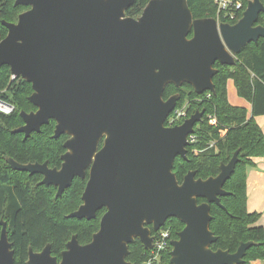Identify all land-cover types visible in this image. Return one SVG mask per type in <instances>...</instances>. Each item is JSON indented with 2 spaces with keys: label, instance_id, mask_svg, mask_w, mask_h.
<instances>
[{
  "label": "water",
  "instance_id": "95a60500",
  "mask_svg": "<svg viewBox=\"0 0 264 264\" xmlns=\"http://www.w3.org/2000/svg\"><path fill=\"white\" fill-rule=\"evenodd\" d=\"M134 2L14 0L29 8L16 23L2 21L0 68L31 85L28 101L36 108L20 112L23 124L12 133L25 141L52 120L53 139L68 137L60 169L6 162L13 171L41 175L38 185L56 187V197L89 169L82 204L67 217L91 220L105 209L89 243L80 245L73 235L59 262L49 244L39 253L29 247L26 264H132L129 245L139 239L150 250L152 233L170 218L184 225L170 242V264H241L257 245L242 242L234 253L210 248L217 240L210 204L224 209L219 198L228 194L223 186L239 150L217 176L201 179L189 171L179 184L174 162L187 159L188 137L204 111L167 127L180 95L164 100L163 94L168 85L184 84L197 95L213 93L215 63L233 66L245 46L264 39V26L256 25L264 5L249 0L229 24L194 19L187 0H150L140 16L127 17ZM0 225V264H15L6 223Z\"/></svg>",
  "mask_w": 264,
  "mask_h": 264
},
{
  "label": "trees",
  "instance_id": "16d2710c",
  "mask_svg": "<svg viewBox=\"0 0 264 264\" xmlns=\"http://www.w3.org/2000/svg\"><path fill=\"white\" fill-rule=\"evenodd\" d=\"M149 1L135 0L126 11V16H140ZM247 2L243 0L236 20L227 21L220 16L219 21L235 24L241 18ZM261 2L264 5V0ZM187 3L194 19L217 17V8L212 0H187ZM28 8L14 6V0H0V41L7 35L2 21L16 23L18 15ZM256 25L264 26L263 13L259 15ZM191 36L190 33L188 38ZM214 68L217 73L212 79L213 93L197 95L186 84L180 88L173 85L165 88L163 99L177 93L180 99L175 109H186V117L174 125H180L197 111H204L201 122L194 126L196 140L186 148L187 159L177 157L172 171L179 184L189 171H194L196 178L215 177L219 174L220 164H227L234 152L239 150V162L223 186L228 194L219 198L224 209L210 204V230L217 237L210 248L234 253L240 243L252 241L257 245L246 251L241 264L258 261L264 264V231L256 225L260 214L249 213L246 207V170L253 166V158L264 157V134L254 120L255 117L264 116V39L245 46L237 55L235 65L215 63ZM228 81L233 82L237 96L250 104V114L244 107L229 103ZM31 93L29 83L21 78L12 79L8 66L0 68V100L13 106L10 114L0 112V221L6 223L16 264L26 263L29 247L36 252L49 244L52 256L59 257L72 235L77 236L80 245L89 243L98 230L102 215L99 213L97 219L91 221L67 217L81 204L80 197L86 180L74 181L61 196L55 197L54 187L38 185L40 176H29L26 172L10 169L6 158L20 164L46 161L50 167H59L60 157L65 152L63 143L67 136L53 139L55 122L52 120L25 141L23 134L12 133L23 124L20 112L29 113L35 109L28 101ZM101 146L102 142L99 144ZM204 201L198 199V203ZM183 227L177 219L170 218L163 229H169L174 240ZM128 249L126 260L132 264H143L150 254V250L144 249L138 241L129 245ZM169 253L161 256L163 264H170Z\"/></svg>",
  "mask_w": 264,
  "mask_h": 264
},
{
  "label": "built area",
  "instance_id": "2783aa9c",
  "mask_svg": "<svg viewBox=\"0 0 264 264\" xmlns=\"http://www.w3.org/2000/svg\"><path fill=\"white\" fill-rule=\"evenodd\" d=\"M217 8V17L215 18L218 22L220 16L227 21L236 20L237 14L242 10L243 0H212ZM13 79V77H12ZM209 98V94L207 96ZM13 111V106L0 100V112L3 114H10ZM186 117L185 107L181 109H174L172 116H170L168 124L174 125L177 121ZM196 137L191 134L188 137L190 143L194 142ZM172 241L170 230L161 229L154 235L152 248L148 259L143 264H163L161 256L171 251L170 242Z\"/></svg>",
  "mask_w": 264,
  "mask_h": 264
},
{
  "label": "crops",
  "instance_id": "0c3cea01",
  "mask_svg": "<svg viewBox=\"0 0 264 264\" xmlns=\"http://www.w3.org/2000/svg\"><path fill=\"white\" fill-rule=\"evenodd\" d=\"M232 84L234 95L232 96L233 103H229L233 106L244 107L250 114V104L237 96L234 84L232 81L227 83V97H228V85ZM237 97V98H236ZM260 129L264 134V116H258L254 118ZM253 166L248 167L246 170V207L249 213H258L260 218L256 223L257 226L263 228L264 231V157L253 158ZM254 264H259L255 262Z\"/></svg>",
  "mask_w": 264,
  "mask_h": 264
},
{
  "label": "flooded vegetation",
  "instance_id": "af4514ba",
  "mask_svg": "<svg viewBox=\"0 0 264 264\" xmlns=\"http://www.w3.org/2000/svg\"><path fill=\"white\" fill-rule=\"evenodd\" d=\"M176 94H177V93H175V94H173V95H176ZM173 95H171V96H173ZM171 96H169V97H171ZM169 97H168V98H169ZM168 98H167V99H168ZM167 99H164V100H167ZM179 99H180V98H179ZM35 110H36V108H35ZM35 110H33V111H35ZM30 112H32V111H30ZM201 120H202V119H201ZM165 126H166V125H165ZM173 126H176V125H169V124L167 125V127H173ZM67 139H68V137H67ZM67 139H66V140H67ZM66 140H65V141H66ZM64 143H65V142H64ZM64 143H63V144H64ZM63 149H64V148H63ZM64 150H65V149H64ZM64 153H65V152H64ZM64 153H63V154H64ZM63 154H62V155H63ZM62 155H61V156H62ZM60 161H61V157H60ZM45 162H46V161H45ZM36 163H37V162H36ZM47 164H48V163H47ZM61 164H62V161H61L59 167H50L49 165H48V167H49V168L60 169ZM88 172H89V169L86 170V172H85V178H84V179H80V178H78V177H75V178L72 180L71 186H72L73 182L76 181V180H81V181L86 180V182H87V179H88ZM27 174H28V173H27ZM28 175H29V174H28ZM34 175H38V176H40V178H41L40 181L42 180V176H41V175H39V174H34ZM29 176H33V175H29ZM40 181H39V182H40ZM39 182H38V183H39ZM85 185H86V183H85ZM71 186H70V187H71ZM52 187H54V186H52ZM70 187H69V188H70ZM54 188H55V197H56L57 188H56V187H54ZM84 188H85V187H84ZM67 189H68V188H67ZM67 189H65L64 192H65ZM83 191H84V190H83ZM64 192H63V193H64ZM63 193H62V194H63ZM82 193H83V192H82ZM81 196H82V194H81ZM80 199H81V197H80ZM81 204H82V200H81ZM81 204H80V205H81ZM80 205H79V206H80ZM79 206H78V208H79ZM78 208H77V209H78ZM77 209H76V210H77ZM76 210H75V211H76ZM73 212H74V211H73ZM104 212H105V209H101V210L97 211V212H96V216H95L94 219H97V216H98L99 213H101V214L103 215ZM71 213H72V212H71ZM102 215H101V217H102ZM101 217H100V219H99V224H100ZM94 219H91V220H94ZM82 220H84V221H91V220H86V219H82ZM98 228H99V227H98ZM147 228L151 229V226H148ZM162 228H163V227H162ZM162 228H161V229H162ZM155 234H156V232H155V233H152V236H154ZM72 236H73V235H72ZM70 239H71V238H70ZM68 241H69V240H68ZM136 241H138V242L143 246V244L140 242L139 239H135L134 243H135ZM47 245H48V244H47ZM65 245H66V244H65ZM83 245H85V244H83ZM11 248H12V245H11ZM28 249H29V248H28ZM42 249H43V248H42ZM42 249H41L40 251H36V252L33 251V252H35V253H39V252L42 251ZM64 250H65V248H64ZM62 251H63V250H62ZM62 251H61V252H62ZM61 252H60V254H61ZM51 255H52V254H51ZM54 257L57 258L58 262H59L60 259H61V256H60V255H59V257H57V256H54ZM27 259H28V252H27ZM26 262H27V260H26ZM15 264H16V263H15ZM25 264H26V263H25Z\"/></svg>",
  "mask_w": 264,
  "mask_h": 264
},
{
  "label": "rangeland",
  "instance_id": "374dc122",
  "mask_svg": "<svg viewBox=\"0 0 264 264\" xmlns=\"http://www.w3.org/2000/svg\"><path fill=\"white\" fill-rule=\"evenodd\" d=\"M249 1V0H248ZM234 93V91H233V88H232V84L230 83L229 85H228V99H229V101L231 102V103H233L234 101H233V99H232V96L234 95L233 94ZM237 98V97H236ZM35 110V109H34ZM33 111V110H32ZM259 262V264H263V262L262 261H258Z\"/></svg>",
  "mask_w": 264,
  "mask_h": 264
}]
</instances>
